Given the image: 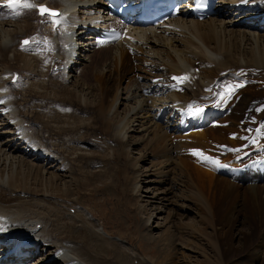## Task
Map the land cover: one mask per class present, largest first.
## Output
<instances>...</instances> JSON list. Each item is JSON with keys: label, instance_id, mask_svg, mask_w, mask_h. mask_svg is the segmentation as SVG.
I'll return each mask as SVG.
<instances>
[{"label": "bare ground", "instance_id": "obj_1", "mask_svg": "<svg viewBox=\"0 0 264 264\" xmlns=\"http://www.w3.org/2000/svg\"><path fill=\"white\" fill-rule=\"evenodd\" d=\"M8 1L0 0L1 5ZM27 2L36 7L31 8L25 16L20 15L22 11L13 14L5 8L0 14V101H3L0 103V239L8 237L21 247L16 249L18 253L24 257L29 256L23 264H134V260L137 264H146L141 251L137 255L128 240L108 234L91 213L78 208L77 202L71 200L72 188H78L80 184H76V177L67 170L64 158L53 150L51 140L46 137L48 135H40L41 127L47 124L30 117L26 101L34 96H41L53 102L58 99L59 102L67 101L76 103L81 108L93 109L96 113L94 120L105 128L109 143L111 140V143L126 144L128 132L141 134L139 142L148 141L151 149L159 152L158 156L168 147V153L165 152L167 163L172 159L174 149L170 150L167 143L169 133L159 123L163 111L169 113L166 125H171L173 121L170 119L178 114L175 121L177 125L173 126H176L178 133H184L185 140H188L190 137L186 135L189 132L183 131L179 120L184 119L187 123L184 130L191 129L192 133L201 130L200 126L204 124L200 115L202 112L193 115L186 112L185 108L192 107L195 110L210 103L218 110L227 109L229 113L217 122H212L211 130L205 131L206 135L227 145L241 141L248 125L242 108H236V104L241 105L240 101L244 103L246 99H252V87L241 84L239 89H235L232 99L231 95L225 96L220 102L215 99L218 96L217 83L212 82L220 81L223 75L227 76L226 81L233 82L234 77L240 76V70L248 69L247 64L256 69L264 68V10L261 13L264 0H221L222 9L213 19L202 22L193 20L184 12L168 27L129 28L124 31L122 41L102 45L109 47L105 49L108 52L99 50L91 36L93 34L89 33L90 28L83 30L81 26L71 25L69 29L60 27V32H55L52 26L40 24L41 20L48 17H43L38 11L39 6H47L65 14L71 12V20L77 17L73 12L78 11L81 25L92 27L93 18L104 9V0ZM258 14H261V18L254 19ZM244 19L247 20L246 24L237 25ZM251 22L257 23L256 26H250ZM112 27H121L119 21L115 20ZM83 34L86 39L82 38ZM25 40L29 41L27 45L24 44ZM38 40H41V44L34 45ZM246 42L249 43L248 48H244ZM74 44H79V48ZM96 60L97 65L94 64ZM100 63L106 64V68H103L105 70L100 68ZM153 65L161 70L162 76L156 75L159 69ZM87 70L90 71L89 79L95 70L93 80L97 84H87L88 78L84 75ZM183 74L187 76L186 82L173 79ZM114 78H127L133 83L131 86L128 83L125 89L122 79L121 89L117 88V94H113L111 103L107 104V99L114 90V85H111ZM16 82L18 88L14 89ZM70 82L73 88L70 87ZM152 90L155 93L151 98ZM252 100H255V96ZM119 105L126 109L122 114L118 112ZM150 114L156 117H151ZM145 115H150L148 121L147 118L143 119ZM137 119L139 128L132 131L131 125ZM82 126L84 125L80 127ZM262 132L260 129L261 140ZM137 140L134 143H138ZM258 140L255 139L257 143L260 142ZM213 141L211 145L215 144ZM201 142L202 145V139ZM207 142L203 146L204 151L205 148L210 150ZM201 145H198L200 149ZM130 146L128 144L121 151L124 159H129ZM221 153L222 151L219 152ZM206 157L211 156L208 153ZM196 158L195 161L199 160L202 164L201 159ZM28 159L39 164H31ZM183 160L187 159H179L177 167H170V164L161 161L164 167L157 174L169 176L177 172L179 177L189 176L187 166L190 163ZM153 166L157 167L156 164ZM250 169L248 175L241 177L232 169L225 170L224 177L215 178L211 174L214 182L213 203L201 191L194 193L199 203L198 210L211 216L204 221L213 225L212 228L217 232L222 231L218 232L220 237H224L221 246H228L229 250L244 247L247 241L252 240L253 231L257 233V229L264 224V164L260 168L253 165ZM196 171L204 178L210 177L202 169ZM137 172L132 194L139 196L138 178L141 173L139 170ZM71 209H76V212ZM160 210L162 209L155 208L158 213ZM241 214L254 229H243L241 241L244 243L235 247L233 233L240 223ZM151 220L152 215L147 225ZM139 231V228H135L134 233L139 234ZM260 237L263 240L261 253L264 256V234ZM164 239L168 244L172 243V236ZM12 247L13 245H4L3 252L11 251ZM262 258L257 257L259 261ZM215 259L207 257L201 264H221V261H217L219 258ZM17 260L18 258L14 261Z\"/></svg>", "mask_w": 264, "mask_h": 264}, {"label": "rangeland", "instance_id": "obj_2", "mask_svg": "<svg viewBox=\"0 0 264 264\" xmlns=\"http://www.w3.org/2000/svg\"><path fill=\"white\" fill-rule=\"evenodd\" d=\"M27 13L28 12H23L20 15L25 16ZM31 14L35 13L31 12ZM243 29L246 30L245 28H242V30ZM245 45L244 48L249 47V43L246 42ZM179 49H181V47H179ZM262 50L264 53V45ZM103 52L108 51L104 50ZM95 62L96 63L94 64L97 65V60ZM91 67L93 68V66H90V68ZM153 67L156 68L157 66L153 65ZM247 67L248 69H244L243 71L240 70L239 74L244 79L249 77L250 82L243 80L240 82V85H245V87L251 86L252 99H254L255 96V100L246 99V102L244 101V103L241 101L239 102L241 105L238 103V105L236 104V108H242L241 111L245 115V120L248 124L245 129V139L235 141V143L231 142L227 145L223 141L215 139L213 136L206 135L207 133L205 131L209 130L212 126L209 127V124L206 128L204 125H201L200 128L202 132L199 130L200 133L196 130L198 131L196 133H199L197 134L198 137L195 136V132L192 133L191 129H188L187 132H189V134L186 136L190 138L185 140L186 137L184 136V133H178L175 129L176 126H173V124H176V118H173L174 120H172L173 123H171V125H166L167 119L163 118L159 123L163 124L161 125V128L167 130L166 132L169 133L167 143L169 144L170 150L174 149V153H171L172 159L168 160V163L165 157L168 153V147L163 149L164 152L162 155L164 156L161 154L158 156L159 152L152 148L153 151L148 144V141L139 142L141 134L128 132V141L126 144L111 143V140L109 143L105 128H102V125L94 120L96 113L93 109L81 108L76 103H70L67 101L59 102L58 99L53 102L52 100L43 99L41 96L34 95L33 98L26 101V107L31 118L35 117L41 120L44 124H47L46 126L41 127L42 132L40 131V135H48L46 137L51 140L54 146L53 150H55V152L57 151V153L60 154V157L64 158L63 160L65 161V165H67V170L74 174L78 180H76V184H80V187L72 188L73 190L70 192L71 200L77 202L78 208L83 209L88 214L91 213L95 219L99 221V224L105 228L108 234L112 235L114 238L122 237L128 240L137 255L141 251L142 255H144L143 258L145 257L144 262L146 264H201L207 257L211 260L219 258L220 260H215L221 261V264H263L264 256L263 253H261L262 239L260 236L264 234V224L257 229V233L253 231L252 240L247 241V244L244 245V247H241L244 251L242 252L239 247L241 243H244L243 240L241 241V238L243 237L241 231L243 229L249 230V228H252L253 230L254 228L250 222L242 218L241 214L240 223L237 224V228L233 233L235 235L234 246L239 248L229 250L228 246H221L224 237L222 235L220 237L218 234L222 231H218V233L215 228H212L213 225L204 221L205 219L208 220L211 216L209 213L207 214L198 210L200 209L198 205L199 203L196 201V196L194 195V193L197 194L201 191L200 193H203L205 198L209 201L211 200L210 203H213L212 187L214 182L211 174H214L213 176L215 178L216 176L224 177L225 170H234L243 165V163L241 165L238 164V159L242 158V161L248 159L254 161L256 158L264 155V72L262 71L264 68L256 69L252 67L251 64H247ZM100 68H106V64L101 65L100 63ZM94 71L95 70L92 71L91 79H89L90 76H88L90 75L89 70L84 73L85 77L90 80L86 81L88 85L95 83L93 80ZM156 75L162 76L160 69L156 72ZM226 78L227 77L223 79V85L225 88L229 85H234L233 82L229 83V81H226ZM116 79L114 78L111 82V85H114V90H112L113 93H111L110 97L107 99V104L111 103L112 95L117 94V88L121 89L122 87L123 78ZM123 80L126 83L123 85L125 89L128 83L130 86L133 83L127 78ZM72 81H75V79H72ZM217 81L215 80L212 83L215 84ZM17 83L18 82H16V87L14 89L18 88ZM95 84H97V82ZM70 85V87L73 88L71 82ZM238 87L237 89H239ZM221 88L220 94H224L225 91H223L222 85ZM94 93L97 95L96 90ZM121 93L123 95L122 91ZM151 96L153 95H150V97ZM232 98L233 94L230 99ZM253 101L254 103H250ZM249 104L250 108L248 109L247 105ZM118 107V112L120 114L126 110L123 105H119ZM150 115L151 117L155 116L154 114V116H152V114ZM150 115H147V117L145 115L143 119L147 118L148 121ZM158 117L159 113H157V119ZM179 121L182 122L181 120ZM195 123L197 124V122ZM78 124L80 125L77 126ZM81 125L84 126L80 127ZM138 126L139 119L136 120V123L131 125V130L133 131L139 128ZM251 126H256L263 131L262 140L258 143L255 139L258 140L256 137H258L260 133L254 135ZM183 131L186 132L184 129ZM200 138L203 141L202 145ZM210 139L215 140H211L214 143L222 145L226 144L225 147H227L228 150L220 147L222 151L221 154H216L213 158L206 157V154L208 153L212 156L211 152H208L206 148L205 151L203 150V146H205L207 140ZM136 140L138 143H134ZM232 140L233 139H229V141ZM211 141L207 142L210 144H207V147L216 148L211 145ZM242 143H244V145ZM128 144L131 146L128 154L129 159L127 160L126 158H123V152L121 151H124V148L127 147ZM257 144L260 146L259 148ZM198 145L202 146L201 149ZM246 145H248V149H242ZM187 149L189 151L194 149V151L189 152ZM198 150L201 151L199 152ZM197 151L202 153L201 158L199 157L200 154H197ZM155 152L156 155H154ZM191 153H193V155ZM153 155L154 157H152ZM195 155L198 159H201L202 164L199 160L197 162L195 161L197 160ZM157 156L160 157L159 160ZM181 158L191 160H183L184 162L190 163V166H187V170L189 171V176L187 175L188 177H179L177 172H174L169 176H167V174H165L166 176L157 174L164 167V165L161 164V161L170 164V167H177L180 162L179 159ZM192 158H194L195 162ZM28 161L31 164H39L33 162L32 159H28ZM210 161H218L219 163L216 164ZM153 164H156L157 167L153 166ZM196 169H202V171H204L203 173L206 172L207 174H210V177L204 178L201 173H197ZM138 170L141 173V177L138 178L140 191L138 193L139 196H136L132 193L133 184L136 180ZM188 179H190V182ZM59 185H61L60 182ZM155 198L158 200L156 201ZM159 198L162 199L160 200ZM155 208H160L162 210L158 213V211H155ZM71 211L76 212V209H71ZM151 215L152 220L149 222V225H147L148 219ZM135 228L140 229L139 234L134 233ZM164 236H172V243L168 244V241L164 239ZM222 251H224V254H222ZM168 256H170V258ZM259 256L261 258L263 257L261 259L262 261L257 259ZM134 261V264L138 263L136 260ZM35 263L37 262H34L33 264Z\"/></svg>", "mask_w": 264, "mask_h": 264}, {"label": "snow or ice", "instance_id": "obj_3", "mask_svg": "<svg viewBox=\"0 0 264 264\" xmlns=\"http://www.w3.org/2000/svg\"><path fill=\"white\" fill-rule=\"evenodd\" d=\"M9 3L15 5V4L21 3V0H9ZM22 6L25 7V8H29V9L36 7L35 4L30 3V2H27V0H24V3H23ZM38 11H39V13H40L41 15H44L45 13H47L48 16H49L50 18H52V22H53V23H56V19H55V18H56V16H57V13H55V12H53V11H50L49 9H47V8H45V7H40V8L38 9ZM28 43H29V41H27V40L24 41V44H25V45H27ZM173 79H175V80H177V81H183L184 79H186V77H173ZM238 86H241V85H229V86L225 89L224 96H222L221 99H224L225 96H230V95H232V94L234 93L235 89H236ZM0 103H3V101H0ZM188 111H189V113H191V114H193V115H198V114H200V112L203 111V109H202V108H196L195 110H193V108L190 107ZM197 154L202 155V153H197ZM205 159H207V158H205ZM210 162H212V163H216V164L219 163L218 161H210Z\"/></svg>", "mask_w": 264, "mask_h": 264}]
</instances>
